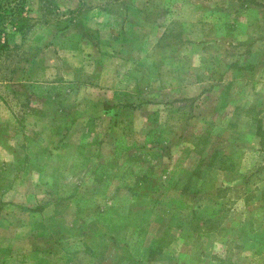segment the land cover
<instances>
[{
	"label": "rangeland",
	"instance_id": "rangeland-1",
	"mask_svg": "<svg viewBox=\"0 0 264 264\" xmlns=\"http://www.w3.org/2000/svg\"><path fill=\"white\" fill-rule=\"evenodd\" d=\"M0 41V264H264V0H0Z\"/></svg>",
	"mask_w": 264,
	"mask_h": 264
},
{
	"label": "trees",
	"instance_id": "trees-1",
	"mask_svg": "<svg viewBox=\"0 0 264 264\" xmlns=\"http://www.w3.org/2000/svg\"><path fill=\"white\" fill-rule=\"evenodd\" d=\"M7 47L8 46H7V43L5 41H0V52L2 50L6 49ZM256 135H257V137L264 135V130H260V128L257 126L256 127ZM263 139H264V137H263Z\"/></svg>",
	"mask_w": 264,
	"mask_h": 264
}]
</instances>
